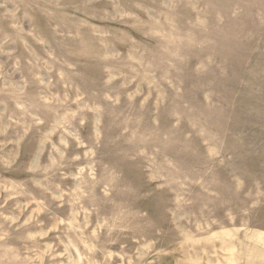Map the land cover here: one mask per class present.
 Returning <instances> with one entry per match:
<instances>
[{"label": "rangeland", "instance_id": "374dc122", "mask_svg": "<svg viewBox=\"0 0 264 264\" xmlns=\"http://www.w3.org/2000/svg\"><path fill=\"white\" fill-rule=\"evenodd\" d=\"M0 264H264V0H0Z\"/></svg>", "mask_w": 264, "mask_h": 264}]
</instances>
